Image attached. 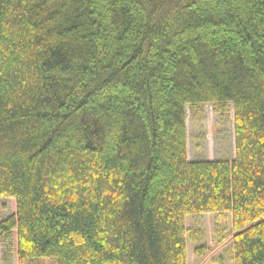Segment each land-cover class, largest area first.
I'll use <instances>...</instances> for the list:
<instances>
[{
	"label": "trees",
	"instance_id": "trees-1",
	"mask_svg": "<svg viewBox=\"0 0 264 264\" xmlns=\"http://www.w3.org/2000/svg\"><path fill=\"white\" fill-rule=\"evenodd\" d=\"M205 105L231 162L188 160ZM0 200L18 264H187L204 214L264 264V0H0Z\"/></svg>",
	"mask_w": 264,
	"mask_h": 264
},
{
	"label": "rangeland",
	"instance_id": "rangeland-1",
	"mask_svg": "<svg viewBox=\"0 0 264 264\" xmlns=\"http://www.w3.org/2000/svg\"><path fill=\"white\" fill-rule=\"evenodd\" d=\"M186 134H187V157L188 160L199 161H229L234 159L235 144H234V125L233 112L230 111L227 117H219L212 106L205 105L200 114L191 116L187 110L186 117ZM4 204L7 211L0 208V219L3 218L11 210L12 202L0 200V206ZM227 222L224 223L218 215H195L188 216L185 220L187 229V258L189 264H195L197 260L194 257L196 247L204 248L205 253L201 255L199 264H207L209 261L218 259L217 256L222 254L223 248L218 240L220 232L229 236ZM218 250V251H217ZM219 252V253H217ZM222 252V253H221ZM217 253V254H216ZM6 252L3 250V245H0V264H5ZM223 258L227 260V255L223 253ZM200 257V256H199ZM196 261V262H195ZM52 260L41 259L39 261L28 262L26 264H53ZM6 264H18L15 256L12 254L6 260Z\"/></svg>",
	"mask_w": 264,
	"mask_h": 264
},
{
	"label": "crops",
	"instance_id": "crops-1",
	"mask_svg": "<svg viewBox=\"0 0 264 264\" xmlns=\"http://www.w3.org/2000/svg\"><path fill=\"white\" fill-rule=\"evenodd\" d=\"M207 215H215V214H207ZM199 216H201V215H199ZM221 220H222L223 223H224V219L221 218ZM225 222H227V225H226L225 227H226V229L228 228V233H230V235L226 237V235H224V232H220V233H219V234H220V237H219L218 242H219V244H221V246L226 245V249L223 248L221 251L226 250L225 252H228V251L230 250L229 248L232 246V237H233V235H234V233L232 232V228H231V215L228 214V215L226 216ZM198 247H199V246H197L196 249H197ZM217 251H218V250H217ZM225 252H223V253H225ZM217 253H219V252H217ZM217 253H216V254H217ZM221 253H222V252H221ZM223 253L217 256L218 259H214V260H212V261H209L207 264H233V262H232L231 259H228V258H227V260H225V258H223V256H221V255H223ZM193 254H194L195 259L197 260V262L195 261V262H196L195 264H199V263L201 262V261H200L201 256H200V257L197 256V255L195 254V251H194ZM187 264H189V262H188V258H187ZM193 264H194V263H193Z\"/></svg>",
	"mask_w": 264,
	"mask_h": 264
}]
</instances>
